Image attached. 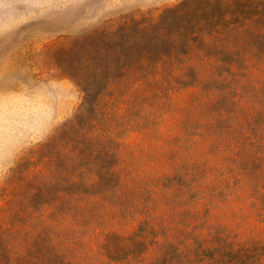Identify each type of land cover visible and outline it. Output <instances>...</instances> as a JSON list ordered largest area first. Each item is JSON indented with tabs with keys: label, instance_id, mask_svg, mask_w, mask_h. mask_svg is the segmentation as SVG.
Returning a JSON list of instances; mask_svg holds the SVG:
<instances>
[{
	"label": "rangeland",
	"instance_id": "rangeland-1",
	"mask_svg": "<svg viewBox=\"0 0 264 264\" xmlns=\"http://www.w3.org/2000/svg\"><path fill=\"white\" fill-rule=\"evenodd\" d=\"M179 1L0 0V264H264V62L71 77Z\"/></svg>",
	"mask_w": 264,
	"mask_h": 264
},
{
	"label": "trees",
	"instance_id": "trees-1",
	"mask_svg": "<svg viewBox=\"0 0 264 264\" xmlns=\"http://www.w3.org/2000/svg\"><path fill=\"white\" fill-rule=\"evenodd\" d=\"M115 42L118 63L111 78L95 70L83 82L71 76L83 93L82 108L87 104L92 113L108 84L127 72L146 76L192 58L221 66L264 62V0H180L154 22H135L134 30L121 32ZM81 118L92 125L80 110Z\"/></svg>",
	"mask_w": 264,
	"mask_h": 264
}]
</instances>
